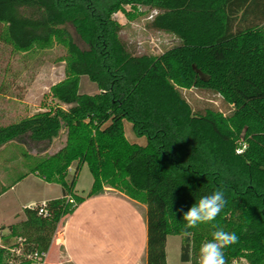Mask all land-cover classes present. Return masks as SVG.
<instances>
[{
	"label": "trees",
	"instance_id": "16d2710c",
	"mask_svg": "<svg viewBox=\"0 0 264 264\" xmlns=\"http://www.w3.org/2000/svg\"><path fill=\"white\" fill-rule=\"evenodd\" d=\"M149 11L148 27L178 41L158 56L132 52L115 19ZM0 42L23 54L66 51L65 79L48 93L56 106L0 127V149L15 144L25 160L12 186L34 175L63 191L46 217L27 207L0 235V264H35L27 257L47 254L62 219L106 188L147 207V264H167L169 236L181 237L182 262L198 264L214 229L186 236L178 210L218 188L226 204L212 223L239 238L224 249L227 264H264V0H0ZM83 76L98 94L80 93ZM187 92L207 95V107L192 108ZM125 122L145 145L126 137ZM62 132L63 148L47 154ZM83 165L93 177L86 197L75 193Z\"/></svg>",
	"mask_w": 264,
	"mask_h": 264
},
{
	"label": "rangeland",
	"instance_id": "374dc122",
	"mask_svg": "<svg viewBox=\"0 0 264 264\" xmlns=\"http://www.w3.org/2000/svg\"><path fill=\"white\" fill-rule=\"evenodd\" d=\"M154 15L149 11L147 15L134 22H129L122 13L115 15V19L123 25L121 38L136 55L158 56L178 44L174 37L148 27ZM72 33L77 44L84 47V43L73 30ZM65 55V49L59 45L49 50L23 54L0 42V127L44 111L43 105L56 106L57 102L52 100L48 93L53 85L65 79V63L61 62ZM80 93L96 95L99 90L96 84L83 76L80 80ZM185 97L195 110L207 107L204 99L208 96L202 92L197 94L187 92ZM62 108L67 110L69 107L62 105ZM125 134L132 143L145 145L147 142L145 137L134 136L129 122H125ZM64 139L65 132H62L47 154L55 152L63 144ZM25 147L32 155H37L41 145L27 144ZM24 161L21 150L15 144L0 149V193L5 189L9 190L18 174L26 172ZM73 174L72 170L71 177ZM23 180L16 190L0 200V235H7L11 225L23 221L24 205L26 208L36 206L32 205V198L45 196L52 189L47 188L34 176H28ZM92 182L93 177L87 165H83L75 187L77 194L86 197L91 190ZM22 239L16 238L13 243H22ZM166 253L167 264H185L181 261V237H168ZM234 264L248 263L240 260Z\"/></svg>",
	"mask_w": 264,
	"mask_h": 264
},
{
	"label": "crops",
	"instance_id": "0c3cea01",
	"mask_svg": "<svg viewBox=\"0 0 264 264\" xmlns=\"http://www.w3.org/2000/svg\"><path fill=\"white\" fill-rule=\"evenodd\" d=\"M261 15L254 13L252 20L259 21ZM64 143L65 139L55 152L49 154L58 152ZM75 166L76 163L71 171ZM36 178L52 189L45 196L32 198V205H42L62 198L60 185ZM23 181L13 186L11 184L9 190H3L0 200L16 190ZM25 208L24 205L23 215ZM146 215L145 205L106 188L104 193L87 198L77 206L73 214L62 219L44 264H147Z\"/></svg>",
	"mask_w": 264,
	"mask_h": 264
},
{
	"label": "clouds",
	"instance_id": "9594fccd",
	"mask_svg": "<svg viewBox=\"0 0 264 264\" xmlns=\"http://www.w3.org/2000/svg\"><path fill=\"white\" fill-rule=\"evenodd\" d=\"M226 204L224 191L216 189L212 194L202 196L186 212H182L185 223V235L191 236L190 229H195L201 224H210L214 229L211 239L203 242L199 248L198 264H227L224 249L236 244L238 236L234 232L225 231L219 225L212 223L221 213Z\"/></svg>",
	"mask_w": 264,
	"mask_h": 264
},
{
	"label": "built area",
	"instance_id": "2783aa9c",
	"mask_svg": "<svg viewBox=\"0 0 264 264\" xmlns=\"http://www.w3.org/2000/svg\"><path fill=\"white\" fill-rule=\"evenodd\" d=\"M211 102L214 103L219 108L220 103H218L217 101L216 102L215 101H211ZM245 148H246L245 145L242 148H238L236 150L237 154H242ZM67 201L69 203H75L74 199L71 196L67 197ZM45 205H46V203L42 204V207L39 209V215H43V216L46 217L48 215V213H47V211L45 209ZM31 208H33V207H31ZM27 258L30 259V260H33L35 264H44L45 263L46 254L39 255L38 253H35V254H32V255H29Z\"/></svg>",
	"mask_w": 264,
	"mask_h": 264
}]
</instances>
